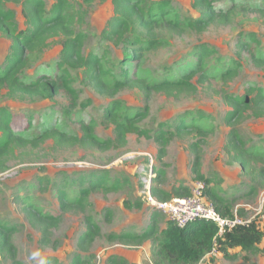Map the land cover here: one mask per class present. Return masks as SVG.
<instances>
[{
  "label": "rangeland",
  "instance_id": "obj_1",
  "mask_svg": "<svg viewBox=\"0 0 264 264\" xmlns=\"http://www.w3.org/2000/svg\"><path fill=\"white\" fill-rule=\"evenodd\" d=\"M45 2L48 9L53 0ZM192 2L170 0L167 18H177L184 31L177 33L158 28L155 36L159 45L144 51L141 64L135 70L151 83L178 79L197 70L196 63L204 48L210 54L205 57L201 71L193 77L196 91L176 95L152 92L145 100L139 88L131 87L107 97L89 86L82 65L69 70L72 87L78 95L75 104L64 92L53 98H40L11 95L5 88L0 90V106L11 111L13 129L27 139L46 129L81 136L80 121L91 124L99 140L114 139L113 124L104 114L115 101L120 105L117 111L120 119L148 108L146 117L141 118L138 125L152 134L160 123L169 124L183 118L188 124L193 121L195 126L203 128L200 133L196 129L175 131L163 150L153 138L134 133L126 135L125 143L116 142L114 147L106 149L76 142L58 144L54 136L36 147L11 145L3 156L4 165L0 166V222L14 228L10 242L15 254L13 257L3 250L0 242V264H13L14 260L21 264H154L156 245L151 239L140 244H122L107 239V235L148 231L153 216L157 218V230L164 228L168 220L146 204L142 193L144 185L151 179V188L159 186L170 190L183 184L191 189L197 180L191 171L195 155H200L201 172L211 180L210 185L219 188L225 196L238 197L234 214L254 222L263 232L254 253L236 248L230 251L236 256L226 259L216 251L198 264H264V180L253 182L257 187L255 195L239 197L251 179L242 174L239 163L232 162L225 149L233 130L245 142V147L264 155V115L255 116V108L238 112L224 99L225 93L236 97L247 94L250 99L256 89L264 91V63L257 65L251 60V53L264 57V13L261 12L264 0H235L237 9L229 23L213 22L202 31L185 27L189 20L200 15ZM213 2L217 8L232 4V0ZM7 6L23 21L19 4L8 3ZM67 13L71 26L85 35L83 54H95L104 69L118 76L121 60L131 50L126 47L127 43L114 44L101 36L115 15L112 0H94L91 4L70 0ZM143 40L146 46V38ZM238 40L245 44L242 50ZM61 42L62 36H54L47 47L30 52L22 78L28 81L43 73L56 78L60 72L57 62ZM10 43L9 37L0 32V64L9 53ZM230 68L236 70L235 75L223 79ZM108 78L110 81L111 77ZM231 111L237 113L229 122L227 117ZM102 171L110 177H126L129 184L106 194L91 192L84 210L60 207V188L66 192L67 201L72 200L80 186V176ZM135 203L139 206H134ZM27 209L55 216L57 221L46 228L31 218ZM87 218L96 226L91 239L83 236L90 229Z\"/></svg>",
  "mask_w": 264,
  "mask_h": 264
},
{
  "label": "trees",
  "instance_id": "obj_2",
  "mask_svg": "<svg viewBox=\"0 0 264 264\" xmlns=\"http://www.w3.org/2000/svg\"><path fill=\"white\" fill-rule=\"evenodd\" d=\"M69 1L53 0L50 7L46 9L45 0H0V32L11 40L9 53L0 64V90L5 88L11 95L21 94L40 98H53L56 94L64 92L71 103L75 104L78 95L72 87V77L69 70L82 65L89 86L107 97H114L122 89L131 87L139 88L145 95V100L150 98L152 92L176 95L196 91L193 77L198 70L201 71L205 57L210 54V51L204 48H201V54L196 63L197 70H191L178 79L151 83L135 70V67L141 64L144 51L155 49L159 45L160 42L155 36L158 28L165 27L177 33L184 31V26L177 18H167L170 0H112L115 15L108 22V27L102 30L101 36L114 44L127 43L126 47L131 50V53L124 54L118 69V76H113L109 69H104L100 58L95 54H83L85 35L71 26V20L67 13ZM81 1L85 4H91L94 0ZM213 1L193 0L192 6L198 10L200 15L189 20L185 27L202 31L213 22L229 23L231 16L237 9L235 0H232V4L227 8H217ZM8 3L20 5L23 21L17 17L13 8L7 6ZM261 12L264 13V9H261ZM54 36H62L60 60L57 62L59 74L56 78H51L43 73L34 79L25 81L22 78V73L27 66L28 54L47 47L49 39ZM249 37L254 39L253 34H250ZM143 38H146V46ZM237 43L240 50L243 49V46L245 47L242 40H238ZM251 60L257 65L264 63V57H256L253 53H251ZM235 72L236 70L233 68L228 69L224 73L223 79L232 78ZM108 77H111L110 81ZM199 77L201 78L202 74ZM224 99L238 112L255 108L257 109L253 110L255 116L264 115V91L262 88L256 89L250 99L247 98V94L236 97L226 93ZM119 107V103L115 101L106 109L104 114V117L113 124L114 139L99 140L95 136L91 124L82 121L79 122L82 131L81 136H69L62 131L46 129L43 133L27 139L13 129L11 111L0 106V135L2 138L0 141V166L4 165L3 156L6 155L11 145L23 147L29 144L36 147L50 136L56 137L58 144L76 142L81 145L106 149L114 147L116 142L125 143L126 135L134 133L138 136L153 138L163 150L175 131L196 129L199 133L203 132V128L195 126L193 121L188 124L183 118L169 124L160 123V126L152 134L148 129L138 125L140 119L146 117L148 108L134 116H124L120 119L117 112ZM236 113L235 111L228 113L229 122ZM194 146L198 148L196 144ZM225 149L232 162L239 163L242 174L251 179V183L239 197L255 195L257 187L253 182L264 180V155L245 147V142L233 130ZM191 171L197 180L205 182V195L213 203L216 211L221 216H233L234 204L238 197L225 196L219 188L210 185L211 180L201 172L200 155H195L193 158ZM78 181L80 186L72 200L67 201L66 192L62 188L59 189L58 199L62 209L84 210L85 206L89 204L87 197L91 192L106 194L117 189L120 185L129 184L126 177L118 175L110 177L106 171H102L101 174L82 175ZM84 181L87 182V185H82ZM151 192L157 199L169 200L173 197L188 196L190 189L179 184L170 190H164L159 186L152 187ZM133 205L139 206V203ZM26 211L31 218L45 225L46 228L53 226L57 221V217L52 215H43L33 209ZM238 213L241 215L242 209L238 210ZM153 217L148 231L136 234L111 232L107 235V239L122 244H140L151 239L156 245L153 253L154 264H198L213 249L226 259L236 256L230 252L236 248L239 251L254 253L263 238V232L254 222L236 225L232 230L219 236L218 226L209 220H198L184 228H178L168 220L166 226L158 231L156 228L157 218L156 216ZM87 219L90 229L83 236L85 239H91L96 226L90 218ZM13 229L12 226L0 222L1 247L14 257V246L10 242ZM13 264L21 263L19 260H14Z\"/></svg>",
  "mask_w": 264,
  "mask_h": 264
},
{
  "label": "built area",
  "instance_id": "obj_3",
  "mask_svg": "<svg viewBox=\"0 0 264 264\" xmlns=\"http://www.w3.org/2000/svg\"><path fill=\"white\" fill-rule=\"evenodd\" d=\"M151 179L145 183L142 191L144 201L148 206L161 212L167 220L178 228H184L198 220H209L218 226V235L233 229L239 224L249 222L233 214V216H221L213 206V203L205 195V182L196 180L186 197H173L169 200L157 199L151 192ZM216 252V250H212Z\"/></svg>",
  "mask_w": 264,
  "mask_h": 264
},
{
  "label": "crops",
  "instance_id": "obj_4",
  "mask_svg": "<svg viewBox=\"0 0 264 264\" xmlns=\"http://www.w3.org/2000/svg\"><path fill=\"white\" fill-rule=\"evenodd\" d=\"M206 256H207V255H206ZM206 256H205V257H206Z\"/></svg>",
  "mask_w": 264,
  "mask_h": 264
}]
</instances>
